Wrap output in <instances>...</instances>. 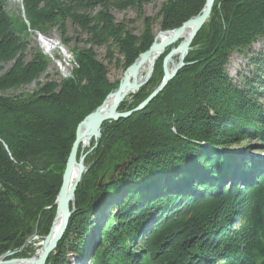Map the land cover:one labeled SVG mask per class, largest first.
Segmentation results:
<instances>
[{"label": "trees", "instance_id": "obj_1", "mask_svg": "<svg viewBox=\"0 0 264 264\" xmlns=\"http://www.w3.org/2000/svg\"><path fill=\"white\" fill-rule=\"evenodd\" d=\"M7 1L0 0V256L32 257L40 247L27 241L50 232L78 124L119 84L94 49L106 46L117 66L132 65L154 42L145 6L155 0H22L16 17ZM204 4L166 0L156 20L173 30ZM113 9L135 10L143 32L116 21ZM69 22L78 33H69ZM28 29L56 30L73 44L71 78L40 81L49 59L30 46ZM261 38L264 0L215 1L189 64L146 108L102 124L75 211L46 264H264V157L250 153H264V93L251 81L239 87L227 72L231 53ZM169 50L121 109L137 107L160 85ZM33 83V93L7 94ZM236 144L246 151L234 152ZM101 213H108L102 222Z\"/></svg>", "mask_w": 264, "mask_h": 264}, {"label": "water", "instance_id": "obj_2", "mask_svg": "<svg viewBox=\"0 0 264 264\" xmlns=\"http://www.w3.org/2000/svg\"><path fill=\"white\" fill-rule=\"evenodd\" d=\"M215 1L216 0H205L204 7L202 8V11L199 14L185 21L180 27L174 30L175 31L174 34H172L169 37H166L165 39L159 42L158 41L159 34L165 32V31H160L154 37V42L152 43L150 48L142 52L140 56L136 59V61L125 69L123 77L118 87L114 91L108 94V96L105 98L103 103L98 108H96L92 113L88 114L78 124L76 130V138L74 140V143L70 151V155L67 160L66 168L63 174L62 185L56 200V204H57L56 218L52 224L50 232L45 237V239L40 243V248L36 252V255H33L32 257H17L15 256L18 254L17 251H9L0 256L1 263L14 264L20 261L27 262L30 264L47 263L50 254L56 249L58 243L61 241V239L64 236V233L67 230V227L69 225V220L74 212L76 191L82 179L83 173L86 170V165H85L86 155H81L80 157L78 156L79 149L81 145L84 144L83 143L84 139L81 137L83 126L88 123L97 125L98 129H97L96 138H100L101 126L104 122L127 118L133 115L134 113H137L143 110L144 108H146L148 104L151 103L167 87L169 82L176 77L177 73L183 67L189 64L186 61L187 55L192 50V43L195 37L197 36L198 32L201 30V28L209 19ZM187 26L192 27L191 35L181 45H178L177 47H173L171 51L164 58L163 61L164 78L160 83V85L137 107L128 111H119L118 109L126 99V96L130 92H134L135 90L142 87L145 83L148 82V80L151 77V74L155 67V63L151 64V66L146 71V74L142 76V78L139 79L137 78V73L143 64V61L147 59L154 51H157V55L160 56L165 52V50L168 47L175 45V43L180 38L184 29H186ZM176 53H180V56L177 59H174L173 56ZM169 62H173V66L171 68L169 67ZM77 67H78V63H77ZM68 72L69 74L67 76L62 75L64 79L71 78L74 73L73 69L70 70L68 69ZM132 74H135V77L134 80L131 82L130 79ZM110 96H114V103L107 112L101 114L100 109H102L107 98ZM242 151H246V148H244ZM234 152H241V151H234ZM79 163H81L82 168L80 171H78L74 183L71 185L72 187L69 188L70 182L74 176L75 166ZM125 164L126 163L123 162L121 164L116 165L110 177L113 179L115 176L122 174L124 172L123 166ZM58 217H60V223L58 228L55 230L54 224L55 221L58 219ZM34 237L39 238L37 235H35Z\"/></svg>", "mask_w": 264, "mask_h": 264}, {"label": "rangeland", "instance_id": "obj_3", "mask_svg": "<svg viewBox=\"0 0 264 264\" xmlns=\"http://www.w3.org/2000/svg\"><path fill=\"white\" fill-rule=\"evenodd\" d=\"M165 2H166V0H155V2L147 4L145 6V13H146L145 17H151L152 23L155 22L153 25V33L155 36L160 31H164V30H161V27L159 24L160 20H156V17H157L156 15L160 11L162 4ZM6 9L13 17H16L17 15H19L20 12H22V0H8L7 5H6ZM112 13H113L116 21H126L129 29L134 34L140 35L143 32V30L145 28L144 21L142 18L137 16V13L135 12V10L127 9L124 11H117V10L113 9ZM22 16L24 17V13H22ZM25 22L27 23V25H29L26 20H25ZM71 25L72 24L69 22V26H70L69 27V33L71 34V33H73V31H75V33H78L79 30L77 28H74L73 25L72 26ZM28 30L30 32V29H28ZM45 35L48 38H54V39L58 40L59 44H60V49L58 52L55 53V57L53 59L50 58L49 55L47 56V58L49 59V68L47 70L46 76H43L40 81L42 83L46 82V81H56L57 83H61L62 80L64 79L62 75H66L67 72H66V70H63V68H62L63 66H62L61 61L59 62L55 58H60L63 56L68 57L71 54L72 59L66 60V66L68 67L69 70L73 69V71H74V69H76V67H77V64H76L77 59H76L75 52L71 48L73 46V44L71 43L69 45H65V43L62 41L58 32H56V30L49 31L48 34H43L44 37H45ZM83 36L84 35H82L81 37H83ZM28 41H29L30 46L33 49H40L41 53L44 54V50L41 49V47H40V42L38 40L37 35L31 33L29 35ZM173 47H174V45L167 48V49H170L169 52L171 51V49ZM64 50L66 51V53H70V54L65 55ZM94 50L97 54V59L100 62L104 63L108 67V71H109L108 77H109L110 81L111 82H117L118 81L120 83L125 69L123 67L117 66V64H116L117 53L115 52V58L111 60L109 58L106 46H101V47L96 46ZM159 58L157 59V62L159 61ZM177 58L178 57H176L175 59H177ZM253 61H255V63H253ZM63 63H64V58H63ZM62 70H63V73L61 72ZM227 72L229 73V76L232 78V80L239 87L244 89L248 85L247 81H251V82H254L253 85H255L256 88H261L262 89L261 92L264 93V81H263L264 80V77H263L264 76V38L259 39L256 43L252 44L251 46L243 47V48L234 50L230 55L229 63L227 65ZM145 74H146V70H145V72L143 71L142 76H144ZM154 74H155V67L153 69V72L151 74L150 79L142 87L149 84V82L153 79ZM256 75H258L257 77H263V79H262L263 83H261L260 81L259 82L256 81V79H257ZM142 76L140 78H142ZM142 87L135 90L133 92V94L137 93ZM36 90H37V84L33 83V84H30L24 88L19 89V90L8 91L7 94L14 95V94H19L21 92L33 93ZM129 94L126 96V99L124 100V102L122 104L127 103V106H128V104L133 101L132 92H130ZM259 99L261 100V102L264 103V96H260ZM121 105H120L118 110L119 111H125V109H121ZM100 138H101V136H100ZM100 138H96V139L93 138L88 145L82 144L80 149H79L78 156L79 157L81 155L87 156L92 151L93 146L97 145ZM258 144H260V143L258 142ZM231 147L233 148V150L235 149L234 151H242L244 148H246L245 146L242 147L241 144L232 145ZM256 150H258V149L255 147V150L250 151V153L253 155L254 154L260 155L261 154L262 156H264V153H262V152L259 153ZM238 161H241V159L238 158ZM87 169H88V166H86L85 172L87 171ZM81 181H82V179H81ZM81 181H80V183H81ZM120 196H121V194H120ZM113 199H115V198H113ZM113 199H112V202H113ZM74 211H75V207H74ZM56 213H57V210H56ZM107 216H108V213H104V214L101 213V214H98L97 217L102 222L105 220V217H107ZM55 218H56V215H55ZM55 218H54V220H55ZM151 219H152V221H151ZM151 219H150V221H148V226H147L148 228H150L154 222V218L152 217ZM54 220H53V222H54ZM34 239L37 240L36 244H35L36 247H40V243L44 240V239L42 240L41 238L39 239V238H35V237L33 238V240ZM33 240H32V238H30L27 242L31 243ZM15 256H17V255H15ZM17 257H19V256H17ZM73 258L76 262V258L75 257H73ZM77 264H90L89 258L84 259V260L79 259L77 261Z\"/></svg>", "mask_w": 264, "mask_h": 264}, {"label": "bare ground", "instance_id": "obj_4", "mask_svg": "<svg viewBox=\"0 0 264 264\" xmlns=\"http://www.w3.org/2000/svg\"><path fill=\"white\" fill-rule=\"evenodd\" d=\"M174 30L175 29L168 30V31H165L163 33H160L159 37H158V41L160 42L163 39H165L166 37H169L172 34H174V32H175ZM30 32L32 34H35V35L38 36V40L40 42V47H41V49L44 50V55L45 56L49 55V57L53 59L55 57V53L58 52L59 49H60L59 41L54 39V38H48V37H46V35L44 37L43 34L38 32V31H33V30L30 29ZM191 32H192V27L191 26H187V28L184 29V31H183L182 35L180 36V38L175 43L174 47H177L178 45H181L183 42H185L186 39L191 35ZM64 54L67 55V54H70V53H66V51H65ZM160 56L157 55V51H154L147 59H145L143 61L142 66L140 67V69H139V71L137 73V78L139 79L143 75V71L144 72H145V70L147 71L152 63H156L157 59ZM179 56H180V53H176V54H174L173 57L175 59L176 57H179ZM63 58H64V63H63ZM55 59L58 60L59 62L61 61L62 66H63V67L62 66L61 67L63 68V70H66V72H67V74L64 75V76H67L69 74V72H68V67L66 66V60L72 59V55L70 54L68 57L63 56V57L55 58ZM173 62H169V67L170 68L173 66ZM63 70L61 71L62 73H63ZM134 77H135V74H132L131 79H130L131 82L134 80ZM132 94H133V92H132ZM113 103H114V96L108 97L106 102H105V104L103 105L102 109H100V113L103 114V113L107 112L110 109V107L112 106ZM97 129H98L97 125H94V124H91V123L85 124L83 126V128H82V136L81 137L84 139L83 140L84 145H88L93 138L97 137ZM81 168H82L81 163H79V164H77L75 166L74 176H73V178H72V180L70 182L69 188L72 187L71 185L74 183L75 177H76L78 171L81 170ZM59 223H60V217H58V219L55 221V224H54V229L55 230L58 228ZM0 264H4V263L0 262ZM14 264H30V263L21 262L20 261L18 263H14Z\"/></svg>", "mask_w": 264, "mask_h": 264}, {"label": "crops", "instance_id": "obj_5", "mask_svg": "<svg viewBox=\"0 0 264 264\" xmlns=\"http://www.w3.org/2000/svg\"><path fill=\"white\" fill-rule=\"evenodd\" d=\"M30 34H31V32H30Z\"/></svg>", "mask_w": 264, "mask_h": 264}]
</instances>
